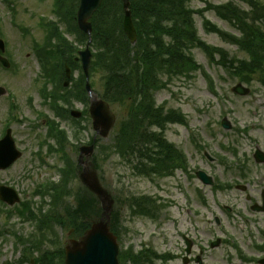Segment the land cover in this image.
Listing matches in <instances>:
<instances>
[{
    "label": "rangeland",
    "instance_id": "rangeland-1",
    "mask_svg": "<svg viewBox=\"0 0 264 264\" xmlns=\"http://www.w3.org/2000/svg\"><path fill=\"white\" fill-rule=\"evenodd\" d=\"M255 1L264 5V0ZM229 3H237L241 8L248 9L247 4L241 0H194L190 7L201 12L209 4L220 6ZM45 20L48 22L56 20L53 14V0H0V39L6 43V57L12 62L10 70L0 67V86L7 88L11 94L15 95L17 107L16 111L11 112L16 120H11L8 118L10 116L8 97L0 99V138L9 125L13 131L17 148L23 153V157L12 168L0 173V182L17 190L22 201L32 199L35 204L40 203L38 198H34L36 189L49 181H58L60 177L58 170L63 166L60 154L49 153L46 143L44 146L40 145L47 139L48 131L45 120L56 118L54 112L42 102L40 93H38L41 71L40 64L35 57L37 54L35 53V42L40 45L44 42L45 33L40 25ZM206 21L223 33L239 35L214 11H206L203 16H195L198 35L203 43L224 50L229 59L250 60L246 52L229 44V41H224L219 34L207 32ZM68 37L69 41H74L76 51L85 50L86 45L77 42L80 35L75 33L74 36L69 35ZM91 49L95 53V50ZM191 55L200 66V71L188 78L178 77L171 80L170 77H165L163 83L167 85L155 94V99L159 107L175 110L187 121L184 126L168 125L163 135L187 156L192 169L194 165L206 169L208 167L206 152L211 156L221 155L219 151L224 148H236L249 153L255 149L259 140L264 138V86L259 75L253 73L252 80H249V83H243L245 87L251 89V95L246 98L239 97L232 93V89L242 82L238 77L232 76L231 70L212 65L203 50L194 49ZM79 77L80 73H76L75 79ZM102 77V72L97 71L91 79L96 93H100L103 89ZM207 78L212 81V84L207 81ZM75 106L80 111L85 109L82 103H77ZM111 108L117 117V124L108 140H99L100 146L104 148L99 156V175L104 187L113 194L117 202L114 208V218L121 233L120 251L125 252L126 249L133 248L136 264H161L159 256L164 251V244L159 235L161 224L158 222V201L149 203L152 212L147 210L146 214H143L141 209L132 208L131 205L136 201L144 204V196L160 198L162 181L157 176L141 177L134 174L128 156L125 159L120 153L112 151L109 153L106 149L114 145V138L128 117L130 104H116ZM179 115L175 118H179ZM225 117L233 126L231 131H225L221 126V121ZM82 125L85 130L79 138L75 137L71 122L64 121L61 125L67 131L64 150L74 162L78 160L80 147L89 145L95 136L90 120H85ZM151 132H155V128ZM49 142L51 146L56 147V141L50 140ZM229 157L226 156L227 159ZM175 174L179 176L178 181H184L181 173L176 172ZM174 182L175 179L166 180L165 184L173 187ZM72 183L69 186L68 198H70V204L74 205L77 197L76 190L80 183L78 180ZM179 199L181 206L185 208V203L180 196ZM55 207L56 205H53L51 209ZM7 210V207H3L0 203V264H16L25 257L24 254H27L30 260L49 250L53 251V244L56 241L53 239L58 238L63 248L70 240L68 230L56 227L54 235L48 234L49 240L40 244L44 253L32 252L29 247L23 248L17 238L31 240L27 234L34 233L39 239L41 234L35 230L32 222L23 224L22 220L17 218L10 219L6 214ZM169 213L174 217L178 209L172 207ZM167 228L169 233L173 234L171 226ZM149 247L154 251L147 260L145 252L149 251ZM213 259L221 260L222 254L215 252Z\"/></svg>",
    "mask_w": 264,
    "mask_h": 264
},
{
    "label": "trees",
    "instance_id": "trees-1",
    "mask_svg": "<svg viewBox=\"0 0 264 264\" xmlns=\"http://www.w3.org/2000/svg\"><path fill=\"white\" fill-rule=\"evenodd\" d=\"M192 1L132 0L133 22L138 34V43L134 47L123 32L121 0H103L92 19L91 47L95 53L91 77L97 71L102 72L103 89L100 96L109 104H130L128 117L121 125L114 145L106 149L109 153L114 149L133 155L137 158L135 169L140 174L144 171L142 161L147 155V141L154 139L155 143L160 142L158 133L151 132L152 129H161L164 122L174 121L177 115L175 112L164 114L156 104L155 94L167 85L163 83V78H188L199 71L200 66L191 55L194 49L203 50L211 64L225 68L228 66V57L224 51L206 45L199 38L195 15L203 16L206 11H214L241 33L240 38L231 36L221 32L209 21L205 22L207 32L219 34L224 40L239 45L250 55L249 62L231 61L233 77L249 83L253 73L264 72V5L255 0H241L248 5L247 10L229 3L220 6L209 4L205 10L199 12L190 7ZM78 4L79 0H55V14L59 23L69 26L68 33L75 32L80 35L77 40L79 44L87 45L88 36L81 33L76 25ZM50 34L49 50L45 58L50 60L54 72H63V62L73 70H78L79 66L74 62L77 49L75 44L65 38L56 24L51 26ZM217 55L220 61H217ZM235 63H238L237 67ZM84 81L83 76L75 81L76 92L78 97L87 98ZM183 118L180 114L179 119L183 121ZM54 134L57 135L55 138H58L60 145L57 153L61 155L64 163L62 180L58 184L49 183L37 191L42 196L40 207H26L29 218L37 221L42 229L44 241L49 240L47 234L53 233L56 225L74 230L76 235L81 236L89 228L90 220L99 218L101 213L97 200L82 187L76 191L74 205L70 204L69 186L77 178L78 166L64 150L66 133L56 130ZM103 149L100 146L99 153ZM157 155L151 154L154 159ZM98 158L99 155L95 158V164L100 170ZM153 163L157 164L156 161ZM53 205L56 207L51 209ZM114 219L113 217L111 230L115 233ZM53 240H56L53 244L54 250L41 255L36 264H54L56 261L64 264V253L58 238ZM132 257L135 259L133 255ZM126 258V252L119 256L122 264H125Z\"/></svg>",
    "mask_w": 264,
    "mask_h": 264
},
{
    "label": "flooded vegetation",
    "instance_id": "flooded-vegetation-1",
    "mask_svg": "<svg viewBox=\"0 0 264 264\" xmlns=\"http://www.w3.org/2000/svg\"><path fill=\"white\" fill-rule=\"evenodd\" d=\"M46 80L42 78L41 84ZM49 87L54 92L52 84ZM55 99L60 102L64 98L56 94ZM167 141L164 136L159 159L162 196H147L159 206V235L164 244L159 262L264 264V159L257 164L254 157L257 148L264 153V138L249 153L236 148H224L221 155L206 152V169L196 165L192 169L187 156L166 148L170 146ZM199 171L205 173L209 185L199 179ZM176 172L184 176L183 182L177 180ZM172 179L173 187L167 186L166 180ZM172 207L178 209L174 217L169 213ZM215 252L222 254L221 260L213 259Z\"/></svg>",
    "mask_w": 264,
    "mask_h": 264
},
{
    "label": "water",
    "instance_id": "water-1",
    "mask_svg": "<svg viewBox=\"0 0 264 264\" xmlns=\"http://www.w3.org/2000/svg\"><path fill=\"white\" fill-rule=\"evenodd\" d=\"M103 0H80L77 13L78 26L82 32L91 38L92 24L91 19L98 11ZM124 9L123 29L133 46L137 43V33L133 24L131 12V0H122ZM0 49L4 52V43L0 42ZM80 58L83 64V70L87 78L86 89L91 97L90 114L93 119V128L98 136L107 139L115 126L116 117L111 112L107 102L100 99L92 91L89 84V69L92 61V53L89 48L84 52H80ZM0 62L7 68L10 67L9 62L0 56ZM70 69L67 68V76L70 77ZM68 85V83H66ZM240 96H247L250 91L238 84L233 90ZM5 94V90L0 88V96ZM75 118H81V114L73 112ZM223 126L226 130L231 129V124L225 119ZM95 152V146L82 147L80 149L79 166L81 167L80 180L81 182L97 196L101 202L103 214L102 220L92 226L85 234L80 242H72L65 249V264H119L118 254L119 245L116 237L112 235L109 228L114 201L110 193L102 186L98 173L93 169L91 159ZM21 157V153L17 151L15 143L11 138V132H8L7 137L0 142V170L9 168ZM255 157L258 162L262 160V154L257 152ZM204 174H201L203 177ZM1 199L9 205H14L19 202L17 194L9 188H0Z\"/></svg>",
    "mask_w": 264,
    "mask_h": 264
}]
</instances>
